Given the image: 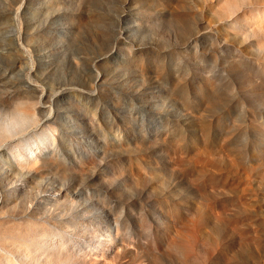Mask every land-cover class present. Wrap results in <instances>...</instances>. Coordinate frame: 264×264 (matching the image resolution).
<instances>
[{"label": "rangeland", "instance_id": "rangeland-1", "mask_svg": "<svg viewBox=\"0 0 264 264\" xmlns=\"http://www.w3.org/2000/svg\"><path fill=\"white\" fill-rule=\"evenodd\" d=\"M0 264H264V0H0Z\"/></svg>", "mask_w": 264, "mask_h": 264}, {"label": "bare ground", "instance_id": "bare-ground-1", "mask_svg": "<svg viewBox=\"0 0 264 264\" xmlns=\"http://www.w3.org/2000/svg\"><path fill=\"white\" fill-rule=\"evenodd\" d=\"M6 259V261L9 263V260L7 259V258H5Z\"/></svg>", "mask_w": 264, "mask_h": 264}]
</instances>
